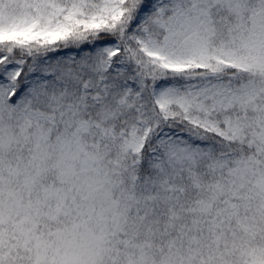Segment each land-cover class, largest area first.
Masks as SVG:
<instances>
[{
    "label": "snow or ice",
    "instance_id": "6c2138e0",
    "mask_svg": "<svg viewBox=\"0 0 264 264\" xmlns=\"http://www.w3.org/2000/svg\"><path fill=\"white\" fill-rule=\"evenodd\" d=\"M0 264H264V0H0Z\"/></svg>",
    "mask_w": 264,
    "mask_h": 264
}]
</instances>
